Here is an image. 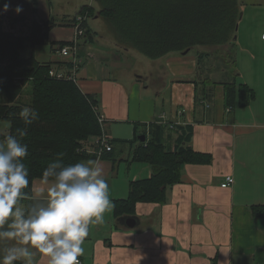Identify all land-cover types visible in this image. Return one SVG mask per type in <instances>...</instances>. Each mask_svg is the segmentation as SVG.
<instances>
[{"label":"crops","instance_id":"0c3cea01","mask_svg":"<svg viewBox=\"0 0 264 264\" xmlns=\"http://www.w3.org/2000/svg\"><path fill=\"white\" fill-rule=\"evenodd\" d=\"M10 3L13 14L0 10L6 31L14 32L6 25L18 16L27 25L49 20L36 19L37 9H32L29 19L14 11L19 4ZM238 3L233 74H226L223 65L217 64L216 52L206 65H198V52L211 51L204 47L151 60L139 56L162 68L157 79L150 64L127 72L119 51L131 48L121 47L116 40L106 46L96 37L78 39L71 25L69 36L60 38L55 22L48 41H68L75 45L74 53L63 55L58 45H50L57 57L40 61L29 46L40 63L70 67L74 57L79 61L76 85L96 101L104 119L101 130L112 146L99 154L98 135L88 137L82 146L89 157L81 162L100 164L113 205L128 197L130 182L151 174L149 164L135 157L140 143L159 136L166 148L174 149V128L189 126L187 145L199 155L182 165L179 180L166 188L162 203L137 202L133 214L119 217L112 207L102 223L90 224L82 245L85 251L79 257L82 264H264V0ZM84 5L101 9L94 0ZM232 80L252 90L245 105L226 107L223 82ZM206 91H210L208 100L202 97ZM227 175L234 181L221 187ZM41 188H47L43 179H33L31 196L21 206H29ZM128 217L134 220L132 227L125 223ZM33 251V264H48L46 256Z\"/></svg>","mask_w":264,"mask_h":264},{"label":"trees","instance_id":"16d2710c","mask_svg":"<svg viewBox=\"0 0 264 264\" xmlns=\"http://www.w3.org/2000/svg\"><path fill=\"white\" fill-rule=\"evenodd\" d=\"M32 1L35 4V0ZM98 1L101 3L99 15L108 19L124 47L131 45L152 59L191 48H209L211 51L198 52V65H206L204 62L216 52L220 56L218 61L216 59L217 64L223 65L226 74L235 72L233 47L240 13L238 0ZM86 8L94 10L92 6L84 5L78 12ZM70 23L66 22V25ZM54 26V21H32L29 34L17 35L3 29L0 13V100H3L0 121L9 123L12 134L22 128L19 113L25 105L17 100L21 79L22 82L31 81L30 106L40 116L28 128L22 141L28 145L29 154L24 163L29 169V187L24 191L29 197L33 179H42L43 169L57 158L58 153H64L65 164L81 162L89 157L82 150L81 141L102 132L92 96L82 93L72 81L51 78L48 70L53 66L52 62H38L33 52L27 58L20 57V51L28 45L33 48L45 43L70 45L68 41H48V32ZM84 26L83 36L92 38V30L86 21ZM223 85L226 107L245 105L252 96V90L244 83L232 80L224 81ZM202 97L208 100L210 91ZM174 129L177 135L174 149L166 148L165 141L155 135L146 144H139L135 157L149 164L151 174L130 182L128 197L114 202L115 216L133 214L137 202L162 203L166 188L179 180L182 165L199 158L187 145L191 128L178 125ZM15 263L24 264L21 261Z\"/></svg>","mask_w":264,"mask_h":264},{"label":"clouds","instance_id":"9594fccd","mask_svg":"<svg viewBox=\"0 0 264 264\" xmlns=\"http://www.w3.org/2000/svg\"><path fill=\"white\" fill-rule=\"evenodd\" d=\"M7 11L8 5L5 4ZM16 13L22 11L17 5ZM22 128L9 133L0 142V240L15 241L0 256V264L23 261L33 264L38 250L48 264H80L83 243L90 224L102 223L104 213L114 207L109 198V185L97 161L65 164L64 153L42 171L43 184L29 206V169L24 163L28 145L23 143L28 128L40 116L36 109L25 106L19 113Z\"/></svg>","mask_w":264,"mask_h":264},{"label":"rangeland","instance_id":"374dc122","mask_svg":"<svg viewBox=\"0 0 264 264\" xmlns=\"http://www.w3.org/2000/svg\"><path fill=\"white\" fill-rule=\"evenodd\" d=\"M10 1L14 2L15 4H19L22 7L21 13L28 15L29 19L32 17V12H31L32 9L35 8L38 10V17H35L36 19L49 18V20L54 21L57 24L56 25L57 33L55 34L60 38L68 37L70 34L71 29H69L70 27L69 25H65L66 22H71L70 24L71 26L74 27V30H75V24L78 21V18H81L89 23V26L92 30V33H91L92 37L94 38L96 37L95 38L96 41H98L99 43L104 41L105 43H107L106 46H108L109 43H115L114 40H116L118 41V44L121 47L123 46L120 43L117 33L115 32L114 28L112 27L108 19L100 16L98 10H93L92 12L86 8L85 10H82V12L80 13L78 12L80 10L79 8L81 7V5L92 3V0H35V4H32V0H0V10L4 11L3 6L7 4L8 9L7 11H5V13H8L11 15L13 14V9L9 8L11 4ZM94 2H96L97 8L101 7V3L98 0H94ZM23 20L24 19H21V17L18 16L16 17V20H13V22L7 21L8 25H6V28L8 29L9 27H12L11 29L14 30L13 34L27 35L30 33L29 29H30L31 23L30 25H27L28 22H25ZM84 20L81 22V25L85 32V26H84L85 21ZM15 22L19 23L18 27L13 26V23ZM60 27H63L65 29L59 30L58 28ZM110 32L111 33L113 32L114 37L111 36ZM75 33H76V30H75ZM96 33H99L100 36L96 35ZM76 36L78 39L80 38V35L76 34ZM131 47L132 46L129 45L126 48H131ZM30 49L31 48L29 47V45L26 46L23 50L20 51V57L27 58V56L30 54ZM34 49H35V57L40 61L49 60L53 56L57 57L53 53L49 43L36 45ZM127 50H126L127 52L119 51L120 54L125 58L124 64L127 66V69H126L127 72H138L135 69H142L145 66H147V64H150L152 66V71L155 76L154 78L157 79V76H158L157 73L158 71H161L162 68L159 66H155V63H151L152 61H145V60H151L152 58L142 55L141 53L134 50V48H131L130 50L127 49ZM189 54H192V52H190ZM139 56H142V58H146V59L142 61L139 58ZM214 60L216 59L214 58ZM19 86H21V91H20L19 96H17V100H19L25 106H30L31 81L28 80V81L22 82V79H21ZM1 102H3V100L2 101L0 100V103ZM8 134H9V123L5 121H0V142H2ZM83 141H81V143ZM14 243L16 242L0 240V256L4 254V251L8 246H11ZM14 264L16 263L14 262Z\"/></svg>","mask_w":264,"mask_h":264},{"label":"built area","instance_id":"2783aa9c","mask_svg":"<svg viewBox=\"0 0 264 264\" xmlns=\"http://www.w3.org/2000/svg\"><path fill=\"white\" fill-rule=\"evenodd\" d=\"M83 21V19L78 18V21L75 24V30H76V34L82 36L84 34V30L83 27L81 25V22ZM262 39H264V30L262 33ZM59 51L63 54V55H68L70 53H74L75 52V45L71 44L70 45H63V46H59ZM79 61L77 60L76 57H74L73 60V64L70 67H64V66H51L48 70V75L56 80H63V81H72L74 83L77 82V77H76V72H77V68ZM95 110L98 112L97 107H94ZM103 118L100 116L99 112H98V121L100 123V125L103 123ZM112 148L111 146V140L110 138L104 134L103 132L98 135V140H97V149L96 150L99 154L101 153V151H110ZM82 150H84V147L82 146ZM85 151V150H84ZM233 177L231 175H227L224 178V181L220 184L221 187H228L233 183ZM80 264H82L81 259L78 257Z\"/></svg>","mask_w":264,"mask_h":264},{"label":"water","instance_id":"95a60500","mask_svg":"<svg viewBox=\"0 0 264 264\" xmlns=\"http://www.w3.org/2000/svg\"><path fill=\"white\" fill-rule=\"evenodd\" d=\"M234 39H235V37H234ZM186 51L187 50L183 51V53H185ZM141 139L143 140L144 136H141ZM125 223H126L127 226L132 227L134 225V220H133V218L128 217V218H126Z\"/></svg>","mask_w":264,"mask_h":264}]
</instances>
